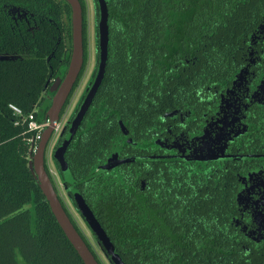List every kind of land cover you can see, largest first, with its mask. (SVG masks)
I'll return each instance as SVG.
<instances>
[{"label":"trees","instance_id":"1","mask_svg":"<svg viewBox=\"0 0 264 264\" xmlns=\"http://www.w3.org/2000/svg\"><path fill=\"white\" fill-rule=\"evenodd\" d=\"M108 7L106 75L65 155L84 199L126 264H251L233 243L234 196L224 172L211 178L199 166L145 159L98 169L122 145L145 154L139 146L160 141L176 112L203 105L234 79L264 0H110ZM71 15L65 0H0V264H84L29 168L34 134L15 125L10 109L27 116L44 105L35 117L47 119L48 81L70 64ZM86 32L84 19L85 61ZM145 178L150 195L140 188Z\"/></svg>","mask_w":264,"mask_h":264},{"label":"flooded vegetation","instance_id":"2","mask_svg":"<svg viewBox=\"0 0 264 264\" xmlns=\"http://www.w3.org/2000/svg\"><path fill=\"white\" fill-rule=\"evenodd\" d=\"M13 9L14 15L18 18L23 17L20 14L21 8L14 6ZM241 49L243 63L234 79L212 90L205 97L207 99L204 98L203 105L185 113L176 112L170 128L159 135L160 141L149 145V141L146 140L145 145L139 146L140 142L132 138L136 142L134 147H141L145 154L141 156L127 154L126 149L130 150L133 148L132 145L131 148H128L129 145H122L117 152L119 159L130 157L146 161L174 160L180 169L191 170L193 166H199L202 171L206 169L211 178L218 171L224 172V176L231 183L230 189L234 196L233 216L229 223L235 235L233 243L243 252L245 262L264 264V13L257 28L243 41ZM1 58L2 56L0 60ZM66 72L61 70L56 75H51L47 99L45 97L47 102L53 99L52 85L63 78ZM71 97L72 94L61 116H66L63 125L65 127L67 124L66 131L71 127L72 122H68L73 120L78 106L68 117ZM78 185L79 182L75 179V186L72 188L79 189ZM150 185V181L145 178L141 180L140 188L150 195ZM64 190L70 204L77 211L71 195L65 187ZM59 193L58 196L70 220L86 244L94 249L93 242L84 236L68 204ZM77 215L83 221L81 215L79 213ZM89 231L92 233L90 229ZM92 237L94 242L101 246L93 233Z\"/></svg>","mask_w":264,"mask_h":264},{"label":"water","instance_id":"3","mask_svg":"<svg viewBox=\"0 0 264 264\" xmlns=\"http://www.w3.org/2000/svg\"><path fill=\"white\" fill-rule=\"evenodd\" d=\"M71 7L72 15V54L68 70L63 78L58 79L51 87L53 95L52 104L47 113L50 126L44 131L42 138L38 144L35 154L29 164V168L36 178L39 187L48 202L50 209L55 216L59 226L65 236L77 251L84 264H100L88 245L75 228L66 213L54 184L46 170V156L49 143L54 136L56 125L60 122L63 109L72 94L74 87L79 79L84 66V38H83V9L80 0H65ZM99 9V17L97 20V42H98V67L93 83L87 89V94L83 101H80L74 113L73 120L66 139L60 143L66 126L63 127L59 137L56 140L52 157L56 162L57 169L61 175L62 183L71 195L77 212L81 215L83 221L87 224L95 238L100 243L106 256L109 257L111 264H126L120 254L116 252V248L109 238L108 234L96 218L82 193L75 186V180L65 160V155L69 149L74 137L77 134L84 118L86 117L98 91L104 81L107 65L109 60V3L110 0H96ZM49 82L47 84L48 88ZM123 133H127L123 123L120 122ZM135 158L119 159V152L114 153L108 162L98 169V173H105L114 168L130 163ZM70 185V187L68 186Z\"/></svg>","mask_w":264,"mask_h":264},{"label":"rangeland","instance_id":"4","mask_svg":"<svg viewBox=\"0 0 264 264\" xmlns=\"http://www.w3.org/2000/svg\"><path fill=\"white\" fill-rule=\"evenodd\" d=\"M84 1V10H85V16L83 17V23H84V19L86 21V40H85V47H86V52L88 53V57L86 58L87 60L84 61V73L82 74V76L80 77L78 84L76 86V88L74 87V90L72 92V97L70 100V104L69 105V115L68 117H70L72 115V113L74 112L75 107L80 103V101H83V99L85 98L86 94H87V89L89 87V85L91 83H93L94 80V75H95V71L97 70V46H98V42H97V14H96V10L97 7L95 5V1L94 0H83ZM85 52V49H84ZM71 54H72V49H71ZM46 97V94H45ZM47 99V97H46ZM46 99L43 100L46 101ZM47 102V101H46ZM44 105H41L38 108V111L40 113H42L44 110ZM54 138L52 137L49 146H48V150H47V156H46V163L47 160L49 158L50 155V163L51 166L56 170L57 174H58V178L59 180H61V175L57 169L56 166V162L54 161L53 157H52V152L55 148L56 145V141H54ZM55 181V180H54ZM63 184V183H62ZM58 193L61 195V197L63 198V200L66 201V203L68 204L70 211L73 213V216L76 218L77 224L80 226V229L82 230L83 234L85 237H87L91 242H93V248L94 251L96 252L97 257L103 262V264H111L110 261L108 260L107 256L105 255L103 249L101 246H99L96 242H94V239L92 237V233H90L87 225L84 223V221L81 220L80 216L77 215L78 212L76 210H74L73 206L70 204V200L67 197V192L64 190V185L59 186L57 189Z\"/></svg>","mask_w":264,"mask_h":264},{"label":"built area","instance_id":"5","mask_svg":"<svg viewBox=\"0 0 264 264\" xmlns=\"http://www.w3.org/2000/svg\"><path fill=\"white\" fill-rule=\"evenodd\" d=\"M10 109L13 111V113L18 118L15 125L16 126H18L20 124L26 125L27 126V132H31L34 134L33 139H32V144H31V148H32L31 151L34 155L37 148H38V144L42 138L44 131L50 126L49 119L48 118L43 119L41 122L36 120L35 114L39 113L38 109H36L35 112H33L27 116L24 115L22 110L15 105H10ZM65 120H66V116L61 117L60 122L56 125L55 131H54V136H53V138H54L53 142L56 141L57 138L59 137L61 130L63 128V125L65 123ZM49 160H50V155H49V158H48L47 163H46V170H47L54 186L58 188L59 186H62L63 184H62L61 180H59L56 170L51 166V163H50L51 160L50 161Z\"/></svg>","mask_w":264,"mask_h":264}]
</instances>
